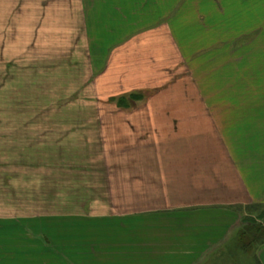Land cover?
I'll list each match as a JSON object with an SVG mask.
<instances>
[{
    "label": "rangeland",
    "instance_id": "1",
    "mask_svg": "<svg viewBox=\"0 0 264 264\" xmlns=\"http://www.w3.org/2000/svg\"><path fill=\"white\" fill-rule=\"evenodd\" d=\"M67 1L44 3L43 25L28 23L30 1L0 3V264H108L110 216L132 204L182 211L145 215L171 241L168 228L203 224L186 205L227 199L223 149L255 136L264 148V0H183L163 31L114 48L84 40ZM237 44L256 56L233 58ZM247 211L206 264H257L264 210Z\"/></svg>",
    "mask_w": 264,
    "mask_h": 264
},
{
    "label": "crops",
    "instance_id": "2",
    "mask_svg": "<svg viewBox=\"0 0 264 264\" xmlns=\"http://www.w3.org/2000/svg\"><path fill=\"white\" fill-rule=\"evenodd\" d=\"M27 1L34 5L27 8L28 11L34 12L33 21L28 23L45 24L42 10L47 8L43 4L49 0ZM67 2L73 9H80L84 18L87 19L85 26L88 32L85 33L84 40L87 39L90 43L111 42L114 44L110 48H114L120 43L138 40L139 36L149 32L163 31L165 25L170 22L169 18L176 16L177 9L183 0H173L169 3H164L162 0H68ZM45 17H47V13ZM94 32L96 34L92 35ZM241 38L242 36H235L230 41L237 40V43H240L243 39ZM251 39L252 41H263L257 40L256 35ZM235 47L240 50H233V58L234 56L235 58L256 56L255 49L251 52L250 49H242L240 44ZM238 53L239 56H237ZM258 53L264 56V52ZM223 66H225V62ZM258 120L257 118L256 121ZM244 142L245 144L241 141L237 142L240 149L238 147L237 149H223L227 156L223 163L217 164L219 190L220 186L224 188L223 193L224 195L227 193V199L222 201V197H220V203L211 201L206 204L209 201H206L205 195L202 193L201 203L195 205L192 203L184 207L185 215L200 217L203 220L201 226L188 225L185 227L186 231L179 234L168 228L167 231H169L172 240L166 243H157L162 240L161 235L150 232V229L146 228V226L153 227L150 225L156 223V219L146 220L144 219L145 215L151 213L172 216L180 214L182 211L176 210L175 207L152 211L149 207L145 208L143 204H132L123 209L127 213H115L110 216L112 220H118L121 229H115L112 241L105 243V250L109 253L105 252L104 263L110 260L108 264H206L215 256H224L226 248L231 246L232 237L236 233L238 236L244 219L246 220L250 216L247 208L258 206L264 210V148L259 147L257 136L253 139L248 137ZM214 168H212L213 171ZM219 170H222L223 173ZM221 174L223 178H221ZM230 189H232L231 195L228 193ZM134 207L135 210H133ZM105 215L107 216L108 213ZM163 230L166 229L163 227ZM145 233L153 234V241L144 242L142 239ZM117 237L120 240L116 241ZM254 252L257 264H264V242L256 246ZM98 259L101 261L100 258Z\"/></svg>",
    "mask_w": 264,
    "mask_h": 264
},
{
    "label": "trees",
    "instance_id": "3",
    "mask_svg": "<svg viewBox=\"0 0 264 264\" xmlns=\"http://www.w3.org/2000/svg\"><path fill=\"white\" fill-rule=\"evenodd\" d=\"M122 101H120L119 104H121ZM260 234H261V230H259V229H252L251 232H250V234H249V236L247 237L249 239H247L245 241V244L247 245L250 242L251 239L257 238Z\"/></svg>",
    "mask_w": 264,
    "mask_h": 264
}]
</instances>
